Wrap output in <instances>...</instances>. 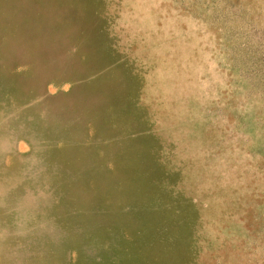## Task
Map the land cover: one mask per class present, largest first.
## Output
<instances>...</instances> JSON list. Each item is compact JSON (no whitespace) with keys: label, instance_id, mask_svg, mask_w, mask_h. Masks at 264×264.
I'll use <instances>...</instances> for the list:
<instances>
[{"label":"rangeland","instance_id":"374dc122","mask_svg":"<svg viewBox=\"0 0 264 264\" xmlns=\"http://www.w3.org/2000/svg\"><path fill=\"white\" fill-rule=\"evenodd\" d=\"M0 264H264V0H0Z\"/></svg>","mask_w":264,"mask_h":264}]
</instances>
